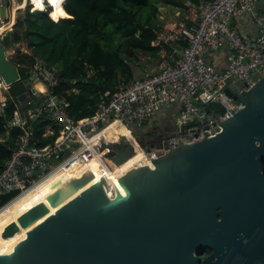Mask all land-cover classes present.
Segmentation results:
<instances>
[{
  "label": "water",
  "instance_id": "water-1",
  "mask_svg": "<svg viewBox=\"0 0 264 264\" xmlns=\"http://www.w3.org/2000/svg\"><path fill=\"white\" fill-rule=\"evenodd\" d=\"M7 8H0V19H7ZM6 52L0 40V82L24 110L28 73ZM225 93L244 107L227 119L212 116L218 125L211 138L181 140L150 165L118 177L114 198L105 192V178L87 170L16 211L14 220L2 222L0 264H198L194 250L209 245L215 201L232 188L247 205L264 204V76L248 91ZM20 192L2 195L0 207ZM215 262L229 260L203 261Z\"/></svg>",
  "mask_w": 264,
  "mask_h": 264
},
{
  "label": "built area",
  "instance_id": "built-area-1",
  "mask_svg": "<svg viewBox=\"0 0 264 264\" xmlns=\"http://www.w3.org/2000/svg\"><path fill=\"white\" fill-rule=\"evenodd\" d=\"M4 3L8 8L7 19H0L2 26L10 20L14 0H0V8ZM174 9L154 28L151 46L158 54L156 71L101 93L97 110L90 117L75 120L70 116L68 97L76 89L58 95L56 71L41 59L35 60L24 79L31 94L24 110L1 82L0 119L6 116L10 103L14 110L0 142L14 129L20 134L0 171V198L14 190L22 192L64 163H77L86 143L95 149L97 141L88 140L111 121L122 123L126 130L136 127L148 133L151 126H159L149 125L150 121L163 108L175 105L177 114L170 135L142 149L151 160L173 150L181 140L193 144L206 136L211 138L218 125L210 122L212 116L227 119L244 107L225 89L248 91L264 76V1L186 0ZM97 73V69L86 65L80 81L87 83ZM38 83L41 86L36 88ZM212 106L221 113L210 111ZM37 121L51 122L41 137L46 140L54 136L52 142L40 146ZM105 192L109 198L116 195L112 185L107 184Z\"/></svg>",
  "mask_w": 264,
  "mask_h": 264
},
{
  "label": "trees",
  "instance_id": "trees-1",
  "mask_svg": "<svg viewBox=\"0 0 264 264\" xmlns=\"http://www.w3.org/2000/svg\"><path fill=\"white\" fill-rule=\"evenodd\" d=\"M176 0H19L22 7L33 9L35 15L27 13L25 20L15 19L12 11L11 27L15 29L14 39L4 37L2 42L7 49L12 44L28 50L23 57L12 61L25 75L36 59H41L55 69L59 86L58 95L75 88L68 97L70 116L79 120L92 116L99 104V95L114 91L120 84L133 80L131 66L118 52L104 47L101 39L91 29L102 25L108 32L121 34L128 43L138 50L142 57H150L154 48V28L161 17L174 13ZM196 2L197 0H190ZM176 8V7H175ZM15 19V21H14ZM10 27V28H11ZM98 70L97 76L87 83L81 82L85 66ZM77 81L76 84H72ZM210 111L220 114L212 106ZM14 110L12 103L6 116L0 119V137L4 125ZM51 122L37 121L35 130L40 146L52 142L54 136L43 139L41 134ZM20 134L14 129L4 142H0V171L11 155L10 148Z\"/></svg>",
  "mask_w": 264,
  "mask_h": 264
},
{
  "label": "flooded vegetation",
  "instance_id": "flooded-vegetation-1",
  "mask_svg": "<svg viewBox=\"0 0 264 264\" xmlns=\"http://www.w3.org/2000/svg\"><path fill=\"white\" fill-rule=\"evenodd\" d=\"M157 130L153 136L132 140V147L154 146L167 137V129L163 131L158 127ZM260 163L264 177V158ZM261 193L264 197V186ZM241 194L231 188L226 196L215 201L214 221L205 235L209 245L203 243L194 250L198 264H206L203 261L211 256L212 260H229L212 264H264V204L247 205L238 200Z\"/></svg>",
  "mask_w": 264,
  "mask_h": 264
},
{
  "label": "rangeland",
  "instance_id": "rangeland-1",
  "mask_svg": "<svg viewBox=\"0 0 264 264\" xmlns=\"http://www.w3.org/2000/svg\"><path fill=\"white\" fill-rule=\"evenodd\" d=\"M186 0H176L174 2L175 5H171L172 7H178L180 8L182 6V3ZM264 1V0H263ZM14 10L16 14V20H25L27 13L35 15V12L33 9L29 7H22L20 5L19 0H14V6L11 8V15L10 20L12 19V11ZM14 19V21H15ZM2 26V24H0ZM13 26L9 29L3 32L2 39L7 35L8 37H13V32L15 29H13ZM91 32L98 36L101 39V42L104 47H107L108 49H111L113 52L120 53L125 61L131 66L133 71V78H140L145 74V72H154L156 71V67L158 65V54L154 50L149 55L150 57H142V54L134 49L129 43L128 38L122 36L121 34H116L114 32H108L106 28H104L102 25H98L94 29H91ZM3 43V42H2ZM7 49V58L12 62L20 59L23 57V53H28V50L24 47H21V45L18 44H12L10 43V46ZM16 65V64H15ZM18 66V65H17ZM19 67V66H18ZM144 70V71H143ZM40 83L36 84V88H39ZM0 92H1V82H0ZM1 94V93H0ZM175 105L167 108H163L162 111L159 113V115L150 121L149 125H159L158 127L161 128L163 131H166L168 127L171 128L170 124H165L163 118L167 116V112L170 110L175 111ZM176 112L173 116V118L176 116ZM172 117V116H171ZM172 118V119H173ZM171 119V118H170ZM161 125V126H160ZM168 126V127H166ZM154 127V128H153ZM158 127L155 128V126H151V130L153 132H149V135H147L145 132L141 131L140 129L133 127L126 130L123 127V124L118 121H111L107 125H103L100 129V132L96 135H93L92 138H90L88 141H97V144L95 145V150L97 151V155L102 156L103 158L107 159L111 162V158H116L115 162L113 163L114 167L120 168V172L126 173L129 164L134 161L135 159L141 158L140 149L148 147L146 144L144 147L136 148L132 147V140L136 139H142L145 138V136H153L158 130ZM167 137L170 135L169 132H166L165 134ZM92 146V145H91ZM126 154V156L121 157V154ZM120 156V157H119ZM124 159V160H123ZM121 174V175H123Z\"/></svg>",
  "mask_w": 264,
  "mask_h": 264
},
{
  "label": "bare ground",
  "instance_id": "bare-ground-1",
  "mask_svg": "<svg viewBox=\"0 0 264 264\" xmlns=\"http://www.w3.org/2000/svg\"><path fill=\"white\" fill-rule=\"evenodd\" d=\"M4 23L7 25L6 30H9L11 27L10 20L7 23ZM139 151L142 157L132 161L129 164L127 171H131L135 168L136 170H139L142 166L147 164L150 165V159L141 149ZM78 159L79 160H77V163L75 164L74 162H67L48 172L44 177L31 184L27 189L23 190L16 197L0 207V233L3 229L2 222L6 219L14 220L15 218L13 214L16 211L25 207L33 200H36L34 204H37L41 200L43 201L48 192L51 191L50 189L57 187L69 179L80 177L87 170L99 172L105 178L107 182L106 186L107 184L108 186H114L117 182V178L123 174L122 171L120 172V168L118 169L114 167L113 163L111 164L109 160L97 155V152L91 146V143H86L79 152Z\"/></svg>",
  "mask_w": 264,
  "mask_h": 264
},
{
  "label": "crops",
  "instance_id": "crops-1",
  "mask_svg": "<svg viewBox=\"0 0 264 264\" xmlns=\"http://www.w3.org/2000/svg\"><path fill=\"white\" fill-rule=\"evenodd\" d=\"M6 27H7V25H5V26H0V34H1L2 32H4V30H6ZM143 71H144V70H143ZM147 73H150V72H145V74H147ZM145 74H143V76H144ZM143 76H142V77H143ZM140 78H141V77H140ZM133 79H136V78H133ZM1 92H2V86H1ZM1 92H0V93H1ZM175 111H176V110H175ZM175 111L170 110L169 112H167V113H168L167 116L163 118V120L165 121V122H164L165 124H170V123H171V125L173 124V121H172L173 113H172V112H175ZM171 116H172V117H171ZM170 118H171V119H170ZM160 126H161V125H160ZM166 127H168V126H166ZM172 128H173V125L171 126V128H170V127L167 128L169 134L172 132ZM134 140H135V139H134Z\"/></svg>",
  "mask_w": 264,
  "mask_h": 264
}]
</instances>
